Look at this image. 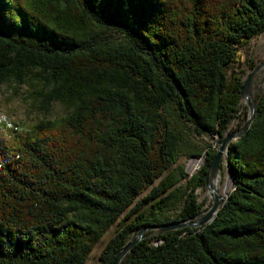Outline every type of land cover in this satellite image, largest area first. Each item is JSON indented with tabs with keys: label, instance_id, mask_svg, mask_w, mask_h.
<instances>
[{
	"label": "trees",
	"instance_id": "16d2710c",
	"mask_svg": "<svg viewBox=\"0 0 264 264\" xmlns=\"http://www.w3.org/2000/svg\"><path fill=\"white\" fill-rule=\"evenodd\" d=\"M263 33L264 0H0V85L44 80L41 102L68 109L0 124V264H87L118 222L96 263L114 264L143 228L200 214L217 151L192 178L171 170L202 157L177 126L223 142L238 52ZM253 105L213 222L150 232L121 264H264V97Z\"/></svg>",
	"mask_w": 264,
	"mask_h": 264
},
{
	"label": "rangeland",
	"instance_id": "374dc122",
	"mask_svg": "<svg viewBox=\"0 0 264 264\" xmlns=\"http://www.w3.org/2000/svg\"><path fill=\"white\" fill-rule=\"evenodd\" d=\"M113 39L119 38L117 34H113ZM264 62V33L255 38L247 46L241 48L238 52V64L233 66L241 73L242 81L245 82L253 70ZM46 82L44 80H35L26 82L25 84L16 81H8L0 85V124H26L32 125L41 120H56L68 113L66 106L53 103L49 107L44 105L39 98L38 92L45 89ZM264 97V67L254 76L250 88V101L257 102ZM251 113L246 101L242 102L241 113L238 119H235L229 128L228 135L239 133L250 118ZM177 130L183 143L184 148H192L202 155L201 158L191 157L189 154L180 156L178 162L171 170L184 169L189 178L200 174L205 164V156L209 150L219 151L221 146L218 138H210L207 135L199 136L189 123L181 122L177 126ZM235 142V141H234ZM195 162H199L193 167ZM159 182V181H158ZM177 186H187V181L182 180ZM212 189L222 197V204L234 190L232 177L229 174L227 154L223 156L220 170L211 187H200L196 190L197 203L202 206L201 213L207 211L213 204L214 195ZM145 192L144 194H146ZM173 214V217L177 216ZM119 228L117 222L110 231L103 237L100 243L92 252L87 264H96L99 256Z\"/></svg>",
	"mask_w": 264,
	"mask_h": 264
},
{
	"label": "water",
	"instance_id": "95a60500",
	"mask_svg": "<svg viewBox=\"0 0 264 264\" xmlns=\"http://www.w3.org/2000/svg\"><path fill=\"white\" fill-rule=\"evenodd\" d=\"M264 67V62L256 67L253 72L250 74V76L247 78V80L243 84L241 96L243 101H246L251 116L248 119L245 126L242 128V130L237 134L228 135L223 142L221 143V146L219 148V151L217 152L215 159L213 160L207 178H206V187L210 188L211 184L215 181L217 174L220 170L221 162L223 159V156L227 154L229 144L231 142H234L242 137V135L247 131V129L251 126L255 116H256V109L253 105V103L250 101L249 98V88L250 84L254 78V76ZM214 195V201L212 206L205 212L198 214L194 218H190L187 220H183L176 223H169V224H162V225H151L143 228L135 237L131 239V241L122 249L120 254L117 256L114 264H121L122 261L125 259V257L132 251V249L141 242L145 235L150 232H155L157 235H163L165 233H169L172 231H177L184 228H201L205 227L213 222L215 217L218 214V211L221 206V200L222 197L219 196L215 189L211 190Z\"/></svg>",
	"mask_w": 264,
	"mask_h": 264
},
{
	"label": "bare ground",
	"instance_id": "6f19581e",
	"mask_svg": "<svg viewBox=\"0 0 264 264\" xmlns=\"http://www.w3.org/2000/svg\"><path fill=\"white\" fill-rule=\"evenodd\" d=\"M198 163H199V162H195V163L193 164V167H196Z\"/></svg>",
	"mask_w": 264,
	"mask_h": 264
}]
</instances>
